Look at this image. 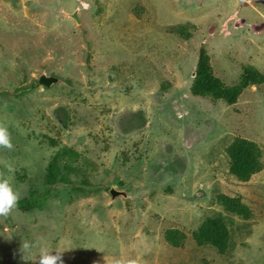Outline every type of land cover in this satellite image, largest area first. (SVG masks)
Segmentation results:
<instances>
[{"label":"rangeland","instance_id":"rangeland-1","mask_svg":"<svg viewBox=\"0 0 264 264\" xmlns=\"http://www.w3.org/2000/svg\"><path fill=\"white\" fill-rule=\"evenodd\" d=\"M202 49L227 87L245 67L264 75V0H0V122L13 144L0 173L20 200L51 190L0 216V264H38L58 246L64 264H264V83L232 106L194 97ZM42 75L59 81L42 87ZM239 138L262 153L247 182L230 171ZM209 219L223 220L226 253L197 245Z\"/></svg>","mask_w":264,"mask_h":264},{"label":"trees","instance_id":"trees-1","mask_svg":"<svg viewBox=\"0 0 264 264\" xmlns=\"http://www.w3.org/2000/svg\"><path fill=\"white\" fill-rule=\"evenodd\" d=\"M241 75L239 86L227 87L222 80L215 76L209 56L205 50L200 51L197 69L195 72L194 83L191 88L192 95L200 98H212L215 101L224 102L230 106L236 104L238 97L250 86L262 85L264 83V75L259 71L245 67ZM38 80L36 81V84ZM30 88H33L31 86ZM26 90H20V93ZM228 156L231 159L230 171L239 180L243 182L249 181L252 176L262 172V153L256 143L246 139H236L227 149ZM53 169V165L49 166V170ZM49 186L56 185L57 179L51 171L47 175ZM51 193V190L46 189L42 195L38 194L28 199H23L18 202V207L24 211H29L33 208L36 198H45ZM221 202L226 207L227 211L238 214L240 216H249V210L246 206L240 204L236 200L221 198ZM178 233L173 232L170 235L169 241L174 246L179 247L181 240L176 238ZM174 237L177 239L175 240ZM181 237H185L181 234ZM181 238V239H183ZM196 243L199 246L208 245L219 249L220 253L228 251L229 235L223 220H207L199 232L195 235Z\"/></svg>","mask_w":264,"mask_h":264},{"label":"clouds","instance_id":"clouds-1","mask_svg":"<svg viewBox=\"0 0 264 264\" xmlns=\"http://www.w3.org/2000/svg\"><path fill=\"white\" fill-rule=\"evenodd\" d=\"M0 148H13L11 133L8 127L0 122ZM7 173H14L11 165H5ZM20 200V193L13 186L12 181L5 173H0V216L7 217L17 207ZM34 245L32 242H23L21 251L23 259L28 261ZM63 251L59 246L54 250L41 247L38 256V264H64ZM127 264H136L135 260H130Z\"/></svg>","mask_w":264,"mask_h":264},{"label":"water","instance_id":"water-1","mask_svg":"<svg viewBox=\"0 0 264 264\" xmlns=\"http://www.w3.org/2000/svg\"><path fill=\"white\" fill-rule=\"evenodd\" d=\"M77 19V15L74 16ZM59 81V79L55 78V77H48L46 75H42L38 78V84L42 87H46L49 88L52 85L56 84ZM121 193H118L115 190L111 191V195L113 197H117L119 196Z\"/></svg>","mask_w":264,"mask_h":264}]
</instances>
